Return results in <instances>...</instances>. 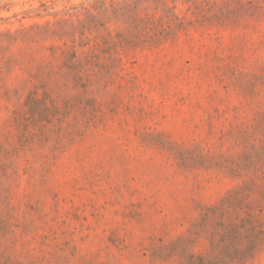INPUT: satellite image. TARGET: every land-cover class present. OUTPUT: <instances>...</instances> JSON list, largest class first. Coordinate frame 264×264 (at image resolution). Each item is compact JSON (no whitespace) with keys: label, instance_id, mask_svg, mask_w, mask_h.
<instances>
[{"label":"rangeland","instance_id":"rangeland-1","mask_svg":"<svg viewBox=\"0 0 264 264\" xmlns=\"http://www.w3.org/2000/svg\"><path fill=\"white\" fill-rule=\"evenodd\" d=\"M0 264H264V0H0Z\"/></svg>","mask_w":264,"mask_h":264},{"label":"trees","instance_id":"trees-1","mask_svg":"<svg viewBox=\"0 0 264 264\" xmlns=\"http://www.w3.org/2000/svg\"><path fill=\"white\" fill-rule=\"evenodd\" d=\"M110 6L106 5L105 3L101 4L100 13H99L101 18H100L98 26L105 27L107 25L106 20H108L107 18L108 14L113 13V9H111ZM108 47H111V46L108 45Z\"/></svg>","mask_w":264,"mask_h":264}]
</instances>
